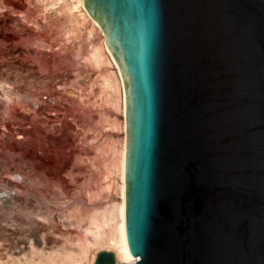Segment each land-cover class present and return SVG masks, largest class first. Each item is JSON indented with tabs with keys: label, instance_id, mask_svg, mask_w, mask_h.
<instances>
[{
	"label": "water",
	"instance_id": "95a60500",
	"mask_svg": "<svg viewBox=\"0 0 264 264\" xmlns=\"http://www.w3.org/2000/svg\"><path fill=\"white\" fill-rule=\"evenodd\" d=\"M84 6L124 82L137 264H264V0Z\"/></svg>",
	"mask_w": 264,
	"mask_h": 264
},
{
	"label": "rangeland",
	"instance_id": "374dc122",
	"mask_svg": "<svg viewBox=\"0 0 264 264\" xmlns=\"http://www.w3.org/2000/svg\"><path fill=\"white\" fill-rule=\"evenodd\" d=\"M76 1L0 0V264L73 251L95 209L119 202L125 117L101 88L115 70L90 61L102 38Z\"/></svg>",
	"mask_w": 264,
	"mask_h": 264
},
{
	"label": "bare ground",
	"instance_id": "6f19581e",
	"mask_svg": "<svg viewBox=\"0 0 264 264\" xmlns=\"http://www.w3.org/2000/svg\"><path fill=\"white\" fill-rule=\"evenodd\" d=\"M79 17L87 21L92 29L99 32L102 38L100 46L93 49L90 61L97 67L110 66L115 71L101 76V88L106 98L114 92L120 98L114 106L121 108L123 115L126 114V94L124 82L120 70L115 63L108 47L105 37L99 25L91 18L84 6V0H77L73 7ZM124 139L120 143V149L115 152V162L112 164L111 174L118 178L117 191L119 202L104 205L90 215L89 224L84 230V238L75 245L73 251L53 252L52 255L44 253L45 264H94L99 252L113 253L115 264H137L140 257L131 255L125 229V154H126V122H123ZM116 186V185H115ZM116 188V187H115ZM35 255V253H34ZM30 264H34V259ZM36 264V263H35Z\"/></svg>",
	"mask_w": 264,
	"mask_h": 264
},
{
	"label": "built area",
	"instance_id": "2783aa9c",
	"mask_svg": "<svg viewBox=\"0 0 264 264\" xmlns=\"http://www.w3.org/2000/svg\"><path fill=\"white\" fill-rule=\"evenodd\" d=\"M10 188H1L0 189V197L1 199L8 198L11 194H8L9 192H12L9 190ZM4 193V194H3Z\"/></svg>",
	"mask_w": 264,
	"mask_h": 264
}]
</instances>
